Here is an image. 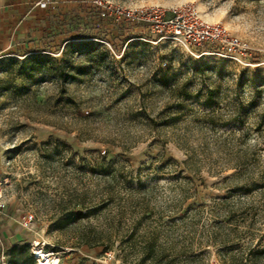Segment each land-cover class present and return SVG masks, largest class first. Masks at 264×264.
<instances>
[{"label": "rangeland", "instance_id": "obj_1", "mask_svg": "<svg viewBox=\"0 0 264 264\" xmlns=\"http://www.w3.org/2000/svg\"><path fill=\"white\" fill-rule=\"evenodd\" d=\"M184 5L240 39L247 64L118 14ZM40 11L0 53L5 263L36 264L39 248L59 264H264V0Z\"/></svg>", "mask_w": 264, "mask_h": 264}, {"label": "built area", "instance_id": "obj_2", "mask_svg": "<svg viewBox=\"0 0 264 264\" xmlns=\"http://www.w3.org/2000/svg\"><path fill=\"white\" fill-rule=\"evenodd\" d=\"M51 0H40L36 6L44 9ZM126 21L148 26L152 33L176 40L186 47H192L216 59H224L246 65L248 49L240 39L230 34L221 24L205 21L192 5L164 10L160 8L140 9L134 12L119 11ZM104 17V14H101ZM165 65H163L164 67ZM5 204L0 202V214L5 215ZM20 226L28 231L35 228L34 217L24 216ZM0 238V264H6ZM36 262V253L32 252Z\"/></svg>", "mask_w": 264, "mask_h": 264}, {"label": "crops", "instance_id": "obj_3", "mask_svg": "<svg viewBox=\"0 0 264 264\" xmlns=\"http://www.w3.org/2000/svg\"><path fill=\"white\" fill-rule=\"evenodd\" d=\"M38 1L40 0H0V53L11 52L27 28L38 18L41 12L36 6ZM8 228L9 223L5 224L4 216L0 214L2 249L13 240Z\"/></svg>", "mask_w": 264, "mask_h": 264}, {"label": "bare ground", "instance_id": "obj_4", "mask_svg": "<svg viewBox=\"0 0 264 264\" xmlns=\"http://www.w3.org/2000/svg\"><path fill=\"white\" fill-rule=\"evenodd\" d=\"M34 252L36 253V258H38L36 264H59V260L53 258L52 254H48L39 248L34 249Z\"/></svg>", "mask_w": 264, "mask_h": 264}, {"label": "trees", "instance_id": "obj_5", "mask_svg": "<svg viewBox=\"0 0 264 264\" xmlns=\"http://www.w3.org/2000/svg\"><path fill=\"white\" fill-rule=\"evenodd\" d=\"M84 46H89L88 43L84 44ZM80 71V74H85L86 70L82 69V68H79V67H72L71 66V72L74 73V72H79ZM75 75H72V77H74Z\"/></svg>", "mask_w": 264, "mask_h": 264}]
</instances>
